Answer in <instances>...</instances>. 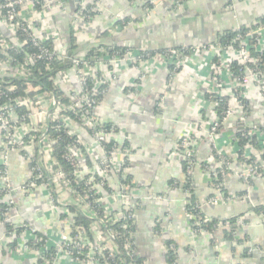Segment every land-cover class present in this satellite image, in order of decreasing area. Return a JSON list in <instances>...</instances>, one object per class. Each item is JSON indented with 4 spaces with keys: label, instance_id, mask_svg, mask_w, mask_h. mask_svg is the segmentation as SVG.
Masks as SVG:
<instances>
[{
    "label": "crops",
    "instance_id": "crops-1",
    "mask_svg": "<svg viewBox=\"0 0 264 264\" xmlns=\"http://www.w3.org/2000/svg\"><path fill=\"white\" fill-rule=\"evenodd\" d=\"M80 1L45 0L38 17L48 22L49 29L42 31L51 32L67 47L72 29L75 31L76 57L86 59L94 49L101 54L92 56L90 72L99 73L110 84L99 107L101 121L114 124L119 130L118 141H127L132 152L128 174L137 195L132 232L137 256L145 264H264V217L254 210L264 207V93L248 73L250 70L246 71L241 94L251 112L246 116L232 92L230 73L222 72L219 83L214 80V54L210 51L194 54L192 61L174 76H170L168 63L161 56L135 65L141 50L201 46L212 43L225 30L251 24L264 16V0H190L180 9H175L170 0H154L148 16L144 0H96V15L89 22L77 19ZM126 19L122 28L119 22ZM2 30L10 36L9 29ZM107 46L110 51L114 46L121 51L109 57ZM257 46L264 51V30ZM234 55L226 53L224 57L234 59ZM114 57L120 61L113 63ZM217 88L220 96L230 98L232 115L224 121L221 132L202 133L195 153L188 158L179 142L201 123L203 132L209 130L218 118L213 104ZM65 89L67 94L81 92L76 72L70 71ZM242 123L259 141L258 146L245 149L244 156L250 164L238 159L237 135L245 130L240 127ZM81 137L88 139L84 132ZM4 150L0 129V166H8L17 204L14 211L2 217L0 200V264H37L38 251L15 252L12 245L17 237L7 226L25 223L59 240L67 225L64 219L58 220L45 189L31 194L22 191L29 164L16 151H10L2 160ZM91 154L95 156V152ZM97 154L100 156V152ZM216 154L228 160L223 166L228 176L221 191L213 180V174L222 169ZM188 159L193 161L190 176L185 169ZM254 165L260 168L257 172L251 170ZM188 178L192 180L188 195L195 197L207 219L228 221L238 216L245 226H235L230 237L225 233L231 229L228 226L202 234L194 232L188 196L181 188ZM115 201L110 195L106 198L111 206ZM100 237L97 224L93 239ZM171 251L176 254L173 261L169 260ZM57 264L80 263L61 256Z\"/></svg>",
    "mask_w": 264,
    "mask_h": 264
},
{
    "label": "built area",
    "instance_id": "built-area-1",
    "mask_svg": "<svg viewBox=\"0 0 264 264\" xmlns=\"http://www.w3.org/2000/svg\"><path fill=\"white\" fill-rule=\"evenodd\" d=\"M170 1L175 9H180L190 0ZM144 2L150 5V7L146 6L145 10V14L148 16L155 5V1L144 0ZM45 5V0H0V55L6 56L9 50L16 51L20 46L31 45L34 48V52L27 53L25 60L18 62L14 69L8 67L10 66L9 63H0L2 72L10 69L16 75L27 78L31 67L37 62H64L68 54L67 45L52 36L51 32L42 31L43 28L49 29L47 20L39 19L38 17L43 12ZM96 9V0H82L77 19L80 18L89 22L90 14L95 13ZM2 27L9 29V33L13 35L12 38L4 34ZM263 30L264 28H258L255 33L259 34ZM18 32L24 37L23 39L17 35ZM50 37H52V44H46L47 39ZM248 50V48H244L240 52V59L243 63L250 60ZM208 51L212 52L214 56L215 54L220 56L218 65L214 70V80L219 83L221 82L222 72L227 70V66L232 63L233 59L228 58L229 62H227V58L224 57V50L217 46H203L202 50L197 48L194 54ZM194 54L188 56L183 52L172 54L170 57L171 60H174L173 63L175 65L173 70L170 71V76H174L180 71V68L182 69L190 63ZM161 57L167 62V54L161 55ZM130 60H132L131 57ZM118 61L120 59L117 60V57L112 60L113 63ZM70 62H72V66L69 69L51 78L54 87L61 88L64 92L70 79V71L77 73L80 78L81 92L68 94L70 98L69 105L64 104L61 99L58 100L48 93H40L33 99L10 98L8 92L15 91L16 87L9 86L7 88L8 92H4L0 85V129L3 135V148H5L4 152H1V159L4 160L3 157L7 159L10 151L22 153L21 155L29 164V173L20 188L25 194H31L38 189H45L48 193L49 203L58 214V220L64 219L63 222L67 225V231L62 233L59 240L52 238L44 240L37 236V230L28 224H14L12 226L13 232L14 236L17 237L14 249L15 252L38 251V261H41V264H57L61 256L72 258L80 264H109L108 259L115 258L119 253L115 243L117 236L118 239L125 241L130 255H137L131 233L137 195L132 179H130L128 174L132 152L129 146H123L118 141V128L114 124L107 127L106 123H103L100 119L99 107L102 101L94 98L93 89H100L107 81L99 73L93 74L90 72L91 65L86 59L72 56ZM228 71H230L229 68ZM2 72H0V78L3 77ZM241 84H244L241 78L232 81L234 94L240 93ZM260 88L262 93H264V83H262ZM108 89L109 87L103 88L101 95L104 96ZM28 90L33 91L34 87L29 85ZM215 91L217 93L219 88ZM97 94H100V90ZM217 94L213 95L216 107L220 103L227 104L220 117L214 120L209 130L203 132V123H201L179 142L180 147L188 158H191L190 155L195 153V148L199 144L202 133L215 135L222 127L224 121L232 115L229 100L226 96ZM217 98L220 99L217 100ZM19 108L25 109L26 114L18 112L17 109ZM51 113H53L54 122L60 123L63 130H68L69 135L76 137V141L70 147V152L75 159L73 160L74 176L78 183H83L88 188L84 195L77 194L68 183H66L68 189L60 186L61 174H55L51 171L52 166L56 163L52 153V145L57 139L43 133L44 128L48 125V118ZM83 132L88 136L87 140L81 137ZM40 133L42 135H39ZM93 152H95V156L91 154ZM96 152H100V156ZM87 155L90 156L93 166L87 163ZM220 160L222 161L220 163L222 169L213 174V180L217 181L216 187L221 191L228 176V172L223 166L227 165L228 162L223 157ZM192 167L193 161L190 159L186 168L188 176L192 174ZM258 169L260 168L254 165L251 170L257 172ZM43 170H50L48 171L49 177L47 180L57 186L59 195L51 194L47 190L49 183L40 181L43 176ZM0 179V200L1 203L6 205L3 214L5 217L9 212L14 211L17 206L13 198V188L9 182L8 166L6 164L0 166ZM109 188L113 190L111 189L110 191ZM70 193L74 196H71ZM108 194L116 200L112 206L106 202ZM89 200H94L101 209L92 205ZM213 202L216 203L217 198H214ZM72 206L78 207L79 210L71 211ZM198 209L200 210V208ZM99 210L104 213L105 221L100 220L104 225L107 223L109 226H113L122 221L119 226L121 230L120 237L117 231L110 228L104 232L101 231L100 239L94 240L89 236L83 225L76 223V218L79 215L89 219H97ZM201 212H197V214L188 212L190 219L194 220V226H196L192 229L197 234L210 232L203 228L210 220L204 219L200 214ZM235 225L245 226L243 218H238L235 221ZM218 226L230 227V222L220 223ZM19 229L23 231L17 234ZM26 232L29 234L28 237L24 234ZM38 244L40 246L34 249L33 245ZM51 249H53L54 253L48 256V251ZM107 251L110 252L108 256H106Z\"/></svg>",
    "mask_w": 264,
    "mask_h": 264
},
{
    "label": "trees",
    "instance_id": "trees-1",
    "mask_svg": "<svg viewBox=\"0 0 264 264\" xmlns=\"http://www.w3.org/2000/svg\"><path fill=\"white\" fill-rule=\"evenodd\" d=\"M150 7L149 3H145L143 5ZM80 10V7L76 10V12H78ZM96 13H91L90 14V18L89 21L91 19H93L95 17ZM126 22H128V19H126L124 22H119L120 26L123 28L124 26H126ZM258 28H264V16H261L259 18H257L254 22H252L249 25H242L238 28L235 29H229V30H225L222 33L218 34L217 38L212 42V43H208L205 45H201V46H177V47H172V48H167V49H159V50H144V51H140L136 57V64L135 65H139L140 62L142 61H146L149 59H152L156 56H161V55H166L167 54V63H168V68L169 70H173L174 68V60H171V55L175 54V52H183L185 53L186 56L188 55H192L195 53V51L197 50V48H199V50L203 49V46H217L220 47L224 50L225 54L226 52H234V59L232 61V63L229 65V72L232 75V78H241V81L243 83H245V74L247 70L253 71L254 73H258L260 79L259 81H256V85L260 88L262 87V83H264V51H260L258 49V43L260 40V35L255 33V31ZM4 34L6 36H8L5 32ZM106 34V33H105ZM104 34V35H105ZM21 39H23L24 37L20 35V32H18V34ZM13 35L10 34V38H12ZM18 36V37H19ZM76 41L75 38V31L72 29L71 33H70V45H68V52L72 53V56L75 58V49L76 46L74 45ZM246 42V43H245ZM46 44H52V37H50L49 39H47ZM110 46L105 47V52L107 53V55H114V52L116 50L121 51L120 49H118L117 47L114 46V48L110 51ZM244 48H248L249 50V56H250V60L246 63H243L240 59V52L241 50H243ZM34 48L31 45H26V46H20L19 48H17L16 51L13 50H9V53L5 55H0V63L4 64V63H9L11 69H14L16 67V64L18 62H23L26 58V54L27 53H31L34 52L33 51ZM94 54H98V56H100L101 54H99L97 49L91 50L90 53L87 55L86 57V61L90 64L93 65V61H92V56ZM106 55V54H104ZM220 56L217 54H215V56L213 57V61H212V71L213 74L215 67L218 65V61H219ZM62 62L61 61H54V62H37L36 64H34L31 67L30 70V74L27 78L25 77H20L19 75H16L12 70L7 69L5 70V72H2L0 70V72L3 73V77L0 78V85L3 88L4 92H8L7 88L9 86H14L16 87L15 91L12 92H8L10 98H15V97H21L23 99L25 98H35L36 95L40 94V93H48L50 94L52 97H56L58 100L61 99V101L66 104L69 105L70 104V98L68 97V94L66 93L67 90L65 89L64 92L61 88H57L54 87V84L51 80L52 77L56 76L58 73H61L67 69H69L72 66V62H69L68 65L64 66L63 68H61ZM181 70V68L179 69ZM32 85L34 87L33 91H29L28 90V86ZM109 82H106L104 84L103 88L109 87ZM98 89V90H94L93 89V93L94 94V98H98L101 99L100 101L103 100L104 96L101 95V90L102 89ZM100 90V94H97ZM96 95V96H95ZM209 96V95H208ZM207 96V97H208ZM234 96L241 102L242 106H243V113L246 116L250 115V108H249V104L247 102L246 99L242 98L239 94H234ZM228 100L230 98L226 97ZM220 98H217V100H219ZM227 107V104L224 103H220L217 107V113L218 116L220 117L221 112ZM18 112H20L21 114H26L25 109L23 108H19L17 109ZM107 127H110L111 124L106 123ZM223 128V127H222ZM222 128L219 129V131H222ZM264 130V126L262 128ZM43 133L47 134L48 136H50L51 138H56L57 141L52 145V153H53V157L55 158L56 163L52 166L51 171L55 174H61V178H60V186H62L63 188H67V184L68 183L71 187V189H73L74 191H76L77 194H81L84 195L85 191L88 190V188L86 187V185H83L78 183V181L76 180V177L74 176V166H73V160L74 157L71 154V150L70 147L71 145L76 141V137L71 136L68 134V130H63V128L61 127L60 123L54 122L53 121V113H51V115L48 118V125L44 128ZM39 135H42V133H40ZM123 146H129L128 142L125 141L124 143H122ZM237 145L239 148L238 151V159L242 162H245L246 164H250V160L246 159L244 156L245 153V149L247 146L249 145H253V146H258L259 145V141L257 139V135L255 134H250L248 131L245 130H240L238 131V135H237ZM111 146V145H109ZM182 151H184L181 148ZM85 152V150H84ZM22 154V153H21ZM216 157L218 159H220V155L216 154ZM262 158H264V155L262 156ZM87 163L89 165L93 166V162L90 159V156L87 155L86 157ZM228 162V160H227ZM185 165V169H186ZM50 171V170H48ZM43 170L42 171V178L40 179V181H45L49 183V187L47 188L48 191L51 192V194L54 195H59L58 191H57V186L52 184L51 181H48L47 178L49 177V172ZM59 176V175H58ZM63 177V178H62ZM180 187V184H179ZM181 188L183 189L184 192H186L188 198H187V209L188 211H190L191 213H195L197 214V212H201V209L199 210L198 208H200L199 203L197 202V200L195 199V197H192L191 195L189 196L188 194H191L192 192V180L191 178H188V180H186V182L184 184L181 185ZM68 189V188H67ZM13 194V193H12ZM70 195L72 196L73 194L70 193ZM74 196V195H73ZM13 198L15 199V197L13 196ZM91 202L92 205H94L95 207L97 206L96 203L94 202V200H89ZM3 210H2V217L4 216V211H5V204H1ZM98 208L101 209V207L97 206ZM71 211L75 212L78 209V207L76 206H72ZM254 210L256 211V213L264 216V207H260L257 206L254 208ZM202 215V217L205 219L206 216L203 215V213H200ZM238 218L235 217L233 219L230 220H217V219H213L208 221L203 228L209 230V231H213L215 230V228H217V226L222 223H226V222H230V230H227V232L225 231L226 235L228 237H230V235L234 232L235 230V221ZM100 220L105 221V217H104V213L102 210H99V216L97 217V219H89L83 215H79L76 218V223L78 225H83L89 236L93 239V227L97 224L100 225L101 231H105L108 230L110 228H112L113 230L117 231L121 236V230L119 228V226L121 225V222L113 225V226H109L107 223H105L106 225L102 224L100 222ZM191 222V226L194 229L196 226H194V220H190ZM8 231L10 233H12L13 227L8 225L7 226ZM133 232L134 229V223H132V227H131ZM22 229H19L17 231V234L22 233ZM133 234V233H132ZM37 236H39L42 239H47L48 237L43 234L42 232L37 231ZM133 241V238H132ZM17 242L14 243V245H12V247L16 245ZM115 243L117 245V250L119 251L118 255H116L115 258L113 259H108V263L109 264H145L144 263V259L137 256V255H130L127 248H126V243L124 240H120L117 239L115 240ZM134 243V241H133ZM34 249L38 248L40 246V244L38 245H33ZM53 249L48 251V256L49 254H53ZM110 252H106V256L109 255ZM169 260L173 261L176 258V254L175 252H170L169 253ZM37 264H41V261H38Z\"/></svg>",
    "mask_w": 264,
    "mask_h": 264
},
{
    "label": "rangeland",
    "instance_id": "rangeland-1",
    "mask_svg": "<svg viewBox=\"0 0 264 264\" xmlns=\"http://www.w3.org/2000/svg\"><path fill=\"white\" fill-rule=\"evenodd\" d=\"M262 32H263V31L259 32L260 38H261V34H262ZM245 43H246V42H245ZM232 53L234 54L233 51L230 52V54H232ZM191 61H192V57H191ZM226 61L229 62L228 59H226ZM221 62H222V60H221ZM228 68H229V66H227V70H226L225 72H229V71H228ZM229 73H230V72H229ZM248 73H250V75H251L252 79L255 81V83H256V81H259V78H260V77H259L258 73H254L253 71H248ZM254 75H257L259 78H258L257 76H255V77H256V78H255ZM230 76H231V80H232V81H234V80H236V79H239V78H232V75H231V74H230ZM253 77H254V78H253ZM243 86H244V84H241V86H240V87H241V91H240V93H239L240 96H241V94H242V88H243ZM232 92H233V91H232ZM233 94H234V92H233Z\"/></svg>",
    "mask_w": 264,
    "mask_h": 264
},
{
    "label": "water",
    "instance_id": "water-1",
    "mask_svg": "<svg viewBox=\"0 0 264 264\" xmlns=\"http://www.w3.org/2000/svg\"><path fill=\"white\" fill-rule=\"evenodd\" d=\"M67 0H61V2H66ZM77 4L80 2V0H74ZM127 46V45H126ZM72 58V53L68 52L66 58L64 59V62L61 65V68H63L64 66L68 65V63L70 62V59ZM213 104H215V100H213ZM242 129H248L250 130V127L245 126L243 123L240 126Z\"/></svg>",
    "mask_w": 264,
    "mask_h": 264
}]
</instances>
